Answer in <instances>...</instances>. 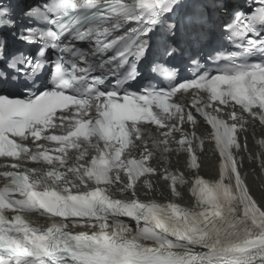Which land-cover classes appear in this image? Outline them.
<instances>
[{
  "label": "snow or ice",
  "instance_id": "1",
  "mask_svg": "<svg viewBox=\"0 0 264 264\" xmlns=\"http://www.w3.org/2000/svg\"><path fill=\"white\" fill-rule=\"evenodd\" d=\"M0 33V264H264V195L241 172L264 126V0H0ZM165 60L191 78L144 83ZM206 140L215 180L198 174ZM156 151L187 153L193 206L138 198ZM163 178L174 196L189 183Z\"/></svg>",
  "mask_w": 264,
  "mask_h": 264
},
{
  "label": "bare ground",
  "instance_id": "2",
  "mask_svg": "<svg viewBox=\"0 0 264 264\" xmlns=\"http://www.w3.org/2000/svg\"><path fill=\"white\" fill-rule=\"evenodd\" d=\"M160 188H161V190H162V192H166V190H165V188H164V186L162 185V184H160ZM161 190H159V191H157V193H159V192H161ZM183 193H184V196H185V192L183 191ZM255 193L257 194V195H259L260 193L258 192V190H255Z\"/></svg>",
  "mask_w": 264,
  "mask_h": 264
}]
</instances>
